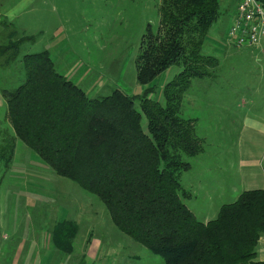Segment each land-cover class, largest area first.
Here are the masks:
<instances>
[{
    "label": "trees",
    "instance_id": "1",
    "mask_svg": "<svg viewBox=\"0 0 264 264\" xmlns=\"http://www.w3.org/2000/svg\"><path fill=\"white\" fill-rule=\"evenodd\" d=\"M158 12V25L148 23L141 36L139 94L116 87L90 97L57 70L48 50L24 54L22 82L0 86L10 124L0 130V161L9 166L19 138L58 175L97 195L116 228L165 264H264L255 260L264 234V189L243 190L206 222L184 202L191 197L181 183L191 167L184 157L203 146L196 119L180 115L181 104L193 80L215 72L217 58L202 48L224 14L220 0H161ZM16 35L10 31L0 44L1 67L17 59L24 40H35ZM173 65L180 71L163 86L161 101L151 98L152 82ZM77 232L71 219L55 222L54 248L71 253Z\"/></svg>",
    "mask_w": 264,
    "mask_h": 264
},
{
    "label": "rangeland",
    "instance_id": "2",
    "mask_svg": "<svg viewBox=\"0 0 264 264\" xmlns=\"http://www.w3.org/2000/svg\"><path fill=\"white\" fill-rule=\"evenodd\" d=\"M21 1L0 0V44L7 42L12 30L17 32L16 38L34 35L35 40H24L17 59L8 67L0 66V86L15 87L22 82L20 59L24 54L48 50L57 70L90 97L107 95L116 87L129 94L141 93L144 87L136 80V59L147 24L158 25L161 0H34L19 8L13 19L5 17L4 13ZM224 8L222 2L221 10ZM226 23L222 14L210 28L204 54L219 53L212 47L214 41L220 52L231 53L226 50L231 47L224 37ZM234 63H239L235 73L230 74V63L225 62L212 76L193 80L182 99L180 115L196 119L203 150L184 157L191 167L182 172L181 183L191 192L185 204L201 221L206 216L214 218L220 205L235 201L243 190L264 189V173L261 170L259 174L258 167L264 163V144L244 142L252 131L242 120L248 107L252 115L263 116L264 78L256 65ZM179 71L173 65L155 78L152 84L156 90L150 97L161 101L163 86ZM256 88L261 90L258 95L253 94ZM135 107L140 110L138 101ZM141 123L146 131L144 115ZM6 128L9 130L10 124L0 110V130ZM15 143L9 166L0 161V217L12 216L11 222L17 219L10 223L12 240L0 233L2 248H22L17 258L26 264H38L44 254L45 264H165L161 255L116 228L97 195L58 175L19 138ZM247 145L251 148L248 153ZM250 156H254L253 162L247 161ZM251 165L255 175L249 184L245 173ZM59 217L78 225L68 254L51 242L52 225ZM10 258L0 255V264Z\"/></svg>",
    "mask_w": 264,
    "mask_h": 264
},
{
    "label": "crops",
    "instance_id": "3",
    "mask_svg": "<svg viewBox=\"0 0 264 264\" xmlns=\"http://www.w3.org/2000/svg\"><path fill=\"white\" fill-rule=\"evenodd\" d=\"M32 1H34V0H22L21 3L14 5L15 7L12 6L10 9H8L6 11V14H9V12L12 11L13 9H16V8H18V9L22 8L23 9L24 7H27L30 5V2H32ZM222 2H224V4H225L223 16L225 19H227V23L225 24L227 26L224 29V37H225L227 29L229 27V24L231 22V15H232V12L234 10L235 3H234V0H220V4ZM6 14L4 13L5 17H9ZM208 41L210 42V37L207 35L205 42L207 43ZM212 47H213V49H215V51L217 53L219 52L216 55H215V53L213 54L217 58V65H216L215 71L221 70L222 64L227 62L228 64L230 63V66L228 67L230 74L235 73L239 63H234V62L245 61V63L250 62L251 64L256 65L257 73L264 78V35L259 40L258 45L256 47H253V48H240V49H238V48H235L233 46H231V47L227 46L226 50H229L231 52L229 54H223L222 52H220L218 50V46H217L215 41L213 42ZM244 53H245V55L243 57H241L240 55H242ZM260 91L261 90H259V88H256L254 90L253 94L258 95V93ZM4 104H5V101H4V99L0 93V110H2L3 113H4V110H3ZM244 104L245 105L247 104V100L244 102ZM263 108H264V106H263ZM242 120L245 123L244 124L245 127L251 129V131H252V133L247 136V139L244 140V142H246L248 140L250 142L249 144H252L253 142L264 144V110H263V116L259 117V116L252 115L250 107H248V109L243 112ZM248 138H250V139H248ZM248 145H247V153L249 152V150L251 151V148H249ZM14 152H15V150H14ZM253 160H254V156H250L247 161L253 162ZM255 164H256V162H255ZM257 164H258V162H257ZM263 165H264V163L258 165V167L261 168L259 174H261V170L264 173ZM253 167L254 166H252V165L249 166L247 169V172L245 173L246 175L249 176V180L247 181V183H249V184L253 183L252 178H253V175H255V173H253V171H252ZM250 177H252V178H250ZM261 185L264 188V177L263 176L261 179ZM12 219H13L12 216L10 219H9V217H5V219H4V215L0 217V220L2 221L0 223V226L2 227V228H0V233L2 234V237H4V238L10 236L9 240L13 239L12 235L14 233V231L11 229L10 223L17 222V219L15 217H14V222H11ZM22 219H23V217L19 220V223H22ZM63 219H70V218H63ZM63 219L61 217H59L57 219V221H60ZM209 219H211V218L206 216L204 218V222L208 221ZM57 221H55V222H57ZM55 222H54V224H55ZM1 234H0V241H2ZM22 251H24L22 248L17 249V247H16V248L11 249V245H8L5 248H2V246L0 245V255L11 257L10 259L5 260L6 261L5 264H26V261H22V260H19L17 258V256L22 255L21 254ZM28 252H29V249L26 251V254ZM45 255L46 254H44L43 259H40L41 261L38 260V264H45V257H46ZM14 256H15V258H14ZM255 260L264 261V234L261 235L257 241ZM27 264H28V261H27Z\"/></svg>",
    "mask_w": 264,
    "mask_h": 264
},
{
    "label": "built area",
    "instance_id": "4",
    "mask_svg": "<svg viewBox=\"0 0 264 264\" xmlns=\"http://www.w3.org/2000/svg\"><path fill=\"white\" fill-rule=\"evenodd\" d=\"M227 42L235 48H253L264 35V4L261 0H234Z\"/></svg>",
    "mask_w": 264,
    "mask_h": 264
},
{
    "label": "clouds",
    "instance_id": "5",
    "mask_svg": "<svg viewBox=\"0 0 264 264\" xmlns=\"http://www.w3.org/2000/svg\"><path fill=\"white\" fill-rule=\"evenodd\" d=\"M19 9H13L12 11L9 12V19H13L15 16V13L18 11Z\"/></svg>",
    "mask_w": 264,
    "mask_h": 264
}]
</instances>
